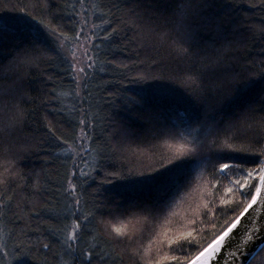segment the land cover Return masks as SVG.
Wrapping results in <instances>:
<instances>
[{
	"label": "trees",
	"instance_id": "16d2710c",
	"mask_svg": "<svg viewBox=\"0 0 264 264\" xmlns=\"http://www.w3.org/2000/svg\"><path fill=\"white\" fill-rule=\"evenodd\" d=\"M258 3L0 0V200L13 197L0 203V264H88L82 253L92 250L103 264H185L239 215L249 198L229 181L243 173L217 169L255 168V154L264 153V43L249 31L264 20L251 7ZM181 5L193 10L190 29L178 24ZM82 14L100 25L92 28L95 63L79 81L86 90L73 82L65 45L57 56L55 35L42 36L39 59L26 54L38 21L69 38ZM111 27L119 31L106 38ZM173 41L194 55L178 56ZM17 108L24 119L9 128ZM81 120L86 134L77 140ZM47 122L73 142L60 147ZM186 156L163 196L134 183ZM70 176L74 190H66ZM73 195L85 213L101 211L69 248L79 214ZM18 216L31 221L25 226ZM116 229L134 232V240H118ZM248 264H264V246Z\"/></svg>",
	"mask_w": 264,
	"mask_h": 264
},
{
	"label": "snow or ice",
	"instance_id": "6c2138e0",
	"mask_svg": "<svg viewBox=\"0 0 264 264\" xmlns=\"http://www.w3.org/2000/svg\"><path fill=\"white\" fill-rule=\"evenodd\" d=\"M204 4L207 5L209 3V0H203ZM82 3V0H81ZM254 9L259 7L261 12H264V0H259L258 5H251ZM193 12L190 8H185L183 5L179 7L178 15L180 17L178 24L181 27H188L190 29V25L185 24L186 18L191 15ZM77 16H79V13H75ZM32 19H37L36 17H33ZM101 23H107L111 25L112 21L110 20H104L101 18ZM120 23H124V21H120ZM38 24L41 25V27H36L33 36L34 40L32 42V48L31 50L27 51V55L30 57L31 60H37L41 55H43V50L37 46L38 43H42V36L47 35H55L57 39V56H60L62 52L64 51V45L69 44L72 46V49L77 48L79 44V37L82 36L83 32L86 30L87 25L89 24V21L86 19L80 20L78 24L74 27V35L70 39L65 37L64 32H58L56 29H51V26L48 24H44L43 21H38ZM92 28H98L100 25L92 23ZM119 31L116 27H111V31H105V37H111L113 34L117 33ZM249 31H252L253 33L258 32L259 36L258 38L261 40L262 43H264V20L261 21L260 25H253ZM167 34H162V39L166 38ZM63 38L64 43H60L61 39ZM85 39L88 41L89 44L92 43V37H85ZM72 41H76V44H72ZM94 47V45H93ZM69 49L68 56H70L69 59V66L73 67L76 71V75L80 77V80H86L88 76L87 69H91L93 67V64L95 63L94 55H90V49L84 48L82 51V55L86 57L85 66L81 68H75V64L80 63L76 56V51ZM173 49L177 53L178 56L183 57H192L194 55L193 52L189 51V48H185L180 44H177L175 41H173ZM262 52H264V48L261 49ZM66 59L68 57H65ZM51 59V58H49ZM251 61L249 64L251 65ZM49 80L52 79V77H48ZM189 80H191L193 83H195L194 77H188ZM74 83L77 84V89L79 90L81 87H83L85 90L87 88L86 83L81 85V83L77 80H73ZM77 95H79V91L77 92ZM59 96L56 94L55 89H53V96H52V102L58 101ZM55 111V109H53ZM25 113L17 108L15 117L12 118V120L9 123V128H15L22 124V121L24 119ZM244 121H248V117L244 118ZM81 130L76 134L75 139H81L85 136L84 128L86 127L85 122L81 120L80 122ZM46 128L50 136L55 140L59 142L60 147L69 146L71 142L68 139H65L63 135H57V129L54 128L51 124V122L46 123ZM62 130V129H61ZM195 143V142H193ZM190 153L196 152V147H192L189 150ZM189 156L184 157L179 163H171L170 166H165L163 168V171H156L155 175H143V179L139 181H135L134 183L141 184V185H148L150 188L160 192L163 196V193L167 191V189L170 186V182L172 179L182 171L185 162L189 159ZM256 163V167L252 169H244L240 167L239 165H230L227 163H223L219 165V168L217 171L221 175H227V171L230 168H238L239 171L243 173L242 181L236 180V181H229L230 183H234L235 189L239 190L241 192V195L244 197H248V202L246 206L244 207L243 211L240 212L239 216L236 217V219L228 225L216 238L207 245V247L203 248L202 251H200L197 255L192 257L191 259H186V264H208L209 258L212 256V254L218 252L221 248V245L225 243V238L229 237V234L233 232V229H235L240 222V217L244 216L245 213L249 211L254 205L257 204L258 201H264V153L255 154V160L253 161ZM113 179L117 178L116 174H112ZM4 181H0V184H3ZM76 188V185L72 183L71 176L69 177L68 181V189L66 190H74ZM227 192L229 194H232L234 192V189L232 187H229L227 189ZM2 195V193H0ZM13 197L9 196L7 198V201H12ZM7 201L0 200V203H6ZM30 203V202H29ZM72 207L74 209L79 211V214L76 212H73L72 219L70 222L69 230L67 231V240H68V247L71 248L73 246V242L77 241L80 238V234L85 230L89 228V225L93 224L96 218V215L101 209L96 208L95 210L87 211L86 213L82 210V203L80 199H78L75 195H73L72 200ZM16 208L20 209V204H16ZM34 210V209H33ZM67 210V209H66ZM6 210H0V216H3L5 214ZM144 211L149 212L152 214L153 210L151 208L146 207ZM15 214V213H14ZM18 219H21L24 221L25 226L28 225V223L31 221V217H27L26 219L24 217H17ZM116 236L118 240L123 241L124 238H127V241L130 243L135 238L134 232H121L120 229H116ZM191 233H187L186 236L183 238L186 242L191 243L190 238ZM43 247L48 248L49 245L45 244ZM255 248V246H253ZM132 255L136 256L139 253V249H129ZM236 251L239 252L241 255H243V252L239 247H236ZM82 255H85L88 257V264H92V260L99 259L102 264L105 260V256H101L99 252H96L95 250L82 253ZM119 255V254H118ZM253 251L250 250L249 256H253ZM235 258V257H234ZM173 261H177V257L171 258Z\"/></svg>",
	"mask_w": 264,
	"mask_h": 264
},
{
	"label": "water",
	"instance_id": "95a60500",
	"mask_svg": "<svg viewBox=\"0 0 264 264\" xmlns=\"http://www.w3.org/2000/svg\"><path fill=\"white\" fill-rule=\"evenodd\" d=\"M207 245L205 247H207ZM253 246H255V248ZM263 246L264 201H258L256 205L244 214V216L240 217V222L237 227L233 229V232L229 234V237L225 238V243L221 245L220 250L212 254L209 258L208 264H248ZM236 247L241 249L243 255L236 251ZM202 250L203 249L200 251ZM250 250L253 251V256H249Z\"/></svg>",
	"mask_w": 264,
	"mask_h": 264
},
{
	"label": "rangeland",
	"instance_id": "374dc122",
	"mask_svg": "<svg viewBox=\"0 0 264 264\" xmlns=\"http://www.w3.org/2000/svg\"><path fill=\"white\" fill-rule=\"evenodd\" d=\"M80 18H81V20H83V19L88 20L89 24L87 25L86 30L83 32L82 36L78 38L79 44H78L77 48L72 49L71 45L65 44L66 51L68 52L69 49L75 50L77 59L79 61H81L80 63L75 64V68H81V67L85 66L84 62L86 61L87 58L82 55V51L84 48L90 49V46H91V44L88 43V41L85 39V37H92V27H91L92 23H91L90 19L85 17L83 14L80 16ZM70 38L71 37H69V39ZM72 44H76V41H72ZM89 54H90V52H89ZM74 71H75V69H74ZM75 75H76V71H75ZM76 78L78 81H81L79 76L76 75Z\"/></svg>",
	"mask_w": 264,
	"mask_h": 264
}]
</instances>
